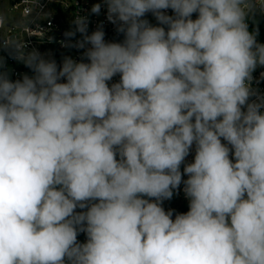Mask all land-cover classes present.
<instances>
[{
    "label": "clouds",
    "instance_id": "obj_1",
    "mask_svg": "<svg viewBox=\"0 0 264 264\" xmlns=\"http://www.w3.org/2000/svg\"><path fill=\"white\" fill-rule=\"evenodd\" d=\"M102 6L123 39L76 14L79 60L0 36V264H264V0ZM42 8L26 18L45 33Z\"/></svg>",
    "mask_w": 264,
    "mask_h": 264
},
{
    "label": "built area",
    "instance_id": "obj_2",
    "mask_svg": "<svg viewBox=\"0 0 264 264\" xmlns=\"http://www.w3.org/2000/svg\"><path fill=\"white\" fill-rule=\"evenodd\" d=\"M43 4L42 14L36 17L35 23H40L44 32L37 31L34 23L29 22L26 18V12L31 7V0H0V36H16L21 39L25 38L29 43V50L36 48L41 53L51 54V57L56 59L59 63L63 56H71L72 58L79 60L83 50H77L75 48L63 47L61 41L65 39L64 33L69 30H73L74 25L72 20L76 14L87 16L89 33L96 30L97 27L103 24V30L105 31L106 41H122V34H117L115 26L111 24L106 18V8L102 6L101 13L99 15L92 14L90 9L95 3H102V0H41ZM171 15L172 11L167 10ZM193 18H196V14H193ZM146 19L150 23L155 25L157 21L151 15H146ZM259 29L257 40L259 43L264 44V15H258L255 20L249 21V29ZM52 37L53 39H49ZM80 35L77 34L75 39H79ZM6 55V54H5ZM7 66L11 70L12 78H19V74L30 73L23 64L18 63L12 59H7ZM264 72V66L258 67L253 73V87L257 88L261 93H264V79H261L260 74ZM119 75L113 77L112 82H118ZM257 81H259L257 83ZM195 146L190 151V154L185 158L184 164L191 163L194 160ZM184 164L181 165V172H183ZM183 179H187L184 176ZM183 183L177 190H174V194L171 200H164L162 207L167 210L173 211V219L178 213H186L189 210V200L185 197L183 192ZM76 211H84L79 208ZM80 243L86 242V234L80 233L77 237Z\"/></svg>",
    "mask_w": 264,
    "mask_h": 264
}]
</instances>
